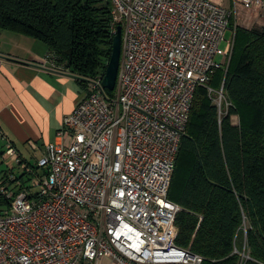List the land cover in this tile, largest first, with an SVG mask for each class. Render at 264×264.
<instances>
[{
	"label": "built area",
	"instance_id": "built-area-1",
	"mask_svg": "<svg viewBox=\"0 0 264 264\" xmlns=\"http://www.w3.org/2000/svg\"><path fill=\"white\" fill-rule=\"evenodd\" d=\"M109 2L113 36L121 30L114 90L104 76L89 81L56 142L28 141L34 161L0 129L17 164L0 173V264L202 263L175 245L180 208L169 191L196 90L220 116L231 105L210 83L232 56V11L210 0ZM232 2L264 18V0Z\"/></svg>",
	"mask_w": 264,
	"mask_h": 264
},
{
	"label": "trees",
	"instance_id": "trees-1",
	"mask_svg": "<svg viewBox=\"0 0 264 264\" xmlns=\"http://www.w3.org/2000/svg\"><path fill=\"white\" fill-rule=\"evenodd\" d=\"M111 13L109 0H0V31L41 42L87 87L112 54ZM210 87L231 105L220 116L205 88L195 92L169 191L175 245L201 264H264V25L236 27Z\"/></svg>",
	"mask_w": 264,
	"mask_h": 264
},
{
	"label": "crops",
	"instance_id": "crops-1",
	"mask_svg": "<svg viewBox=\"0 0 264 264\" xmlns=\"http://www.w3.org/2000/svg\"><path fill=\"white\" fill-rule=\"evenodd\" d=\"M210 1L232 11L233 29L264 25V18L255 12L241 7L234 11L232 0ZM2 36L0 33V129L16 151L28 159L24 155L25 151L31 153L28 141L41 150L58 140L64 117L85 98L86 87L69 70L47 61L49 51L39 41ZM5 144L0 139L1 151ZM94 264L118 263L103 258Z\"/></svg>",
	"mask_w": 264,
	"mask_h": 264
},
{
	"label": "water",
	"instance_id": "water-1",
	"mask_svg": "<svg viewBox=\"0 0 264 264\" xmlns=\"http://www.w3.org/2000/svg\"><path fill=\"white\" fill-rule=\"evenodd\" d=\"M121 60V30L117 29V34L113 38L112 54L108 62L104 77L103 87L113 91L116 85L119 66Z\"/></svg>",
	"mask_w": 264,
	"mask_h": 264
},
{
	"label": "rangeland",
	"instance_id": "rangeland-1",
	"mask_svg": "<svg viewBox=\"0 0 264 264\" xmlns=\"http://www.w3.org/2000/svg\"><path fill=\"white\" fill-rule=\"evenodd\" d=\"M1 35H3L2 37L6 36V37H23V36H20L18 34H14V33H11V32H8V31H0ZM231 39V34L228 33L226 35V40L227 41H224L222 44H221V48L226 50L227 47H228V42L230 41ZM41 43V42H40ZM48 55V54H47ZM216 93L214 94V97L217 96V93L219 91H215ZM233 123L236 124L238 123V118L237 117H233L232 119ZM2 151L4 152L5 149L3 148ZM1 151V146H0V152ZM24 155L26 156V158L28 159H31L32 161H34L33 159L37 158V156L39 155L38 153L35 154V153H29L27 151L24 152ZM33 158V159H32ZM17 164L15 162H12L7 156H4L3 155V158H2V155H0V170H5V169H14V167H16ZM15 170V169H14Z\"/></svg>",
	"mask_w": 264,
	"mask_h": 264
},
{
	"label": "bare ground",
	"instance_id": "bare-ground-1",
	"mask_svg": "<svg viewBox=\"0 0 264 264\" xmlns=\"http://www.w3.org/2000/svg\"><path fill=\"white\" fill-rule=\"evenodd\" d=\"M182 259H187V258L184 257V256H182V255H179L177 261H180V260H182Z\"/></svg>",
	"mask_w": 264,
	"mask_h": 264
}]
</instances>
